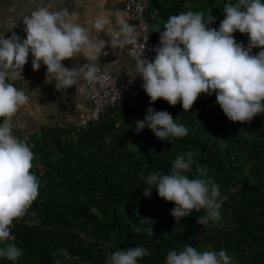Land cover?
<instances>
[{"label": "trees", "instance_id": "trees-1", "mask_svg": "<svg viewBox=\"0 0 264 264\" xmlns=\"http://www.w3.org/2000/svg\"><path fill=\"white\" fill-rule=\"evenodd\" d=\"M226 3L172 0L171 6L152 0L150 8L162 15L148 21L147 12L155 44L169 17L182 11L211 14L216 17L212 27L218 29ZM233 35L247 45V34ZM149 105L142 89L135 102L108 109L87 129H49L28 142L35 153L31 171L40 180L39 196L12 228L23 255L16 262L0 258V264H106L109 253L136 245L151 252L138 264H165L167 252L185 244L224 249L237 264H264V113L249 122H233L215 93L199 96L189 111L182 103L171 106L160 99L152 107L168 111L188 128L187 136L168 142L147 127L135 130ZM188 151L228 197L214 226L197 222L203 210L177 222L171 215L173 202L155 189L150 197L143 195L148 175L169 171ZM190 175H198L195 165ZM137 227L145 231L137 232Z\"/></svg>", "mask_w": 264, "mask_h": 264}, {"label": "clouds", "instance_id": "clouds-1", "mask_svg": "<svg viewBox=\"0 0 264 264\" xmlns=\"http://www.w3.org/2000/svg\"><path fill=\"white\" fill-rule=\"evenodd\" d=\"M116 16V41L121 46L139 43L143 49L135 60L133 78H142L150 105L145 118L136 120L138 133L147 127L158 139L168 142L188 135V128L177 123L171 113L152 107L160 99L171 106L182 103L184 111H189L199 96L215 93L223 113L233 122H249L264 113V0H228L218 29L212 27L216 17H205L203 11L187 10L170 16L163 30L158 31L160 43L154 59L143 55L144 44L136 27L123 14ZM110 22L109 16L101 15L93 27L104 30ZM23 24L26 38L15 32L8 38L0 34V258L13 262L23 255L12 236L14 222L26 215L40 189V180L31 171L35 153L26 140L14 134V117L30 100L29 93L17 87L15 81L24 80L22 73L30 54L33 70L46 66L57 89L79 88L82 77L90 83L103 81L97 60L102 45L109 43L93 41L89 28L75 22L67 8L37 7L24 17ZM236 32L248 35L246 46L243 41L237 42L233 35ZM256 48L260 50L254 54ZM81 53L89 57V63L65 66L64 61ZM195 156L192 151L183 153L169 171L148 175L143 195L150 197L155 189L159 197L173 202L171 215L177 222L203 210L197 222L214 226L221 219V208L228 197L209 176L207 167L197 164ZM194 165L198 175L191 176ZM136 231L145 229L137 227ZM147 232L153 234V228ZM150 255L148 248L136 245L109 253L106 264H138ZM165 264L237 261L224 249L200 250L185 244L180 250H169Z\"/></svg>", "mask_w": 264, "mask_h": 264}, {"label": "crops", "instance_id": "crops-1", "mask_svg": "<svg viewBox=\"0 0 264 264\" xmlns=\"http://www.w3.org/2000/svg\"><path fill=\"white\" fill-rule=\"evenodd\" d=\"M159 1L169 2L173 6L172 0ZM126 2L127 0H0V34L8 38L13 33L4 32L7 22L13 19L6 12L7 5L10 10H14V32L23 38H26L23 19L34 9L40 6H50L52 10L67 8L72 12L75 22L89 28L90 38L93 41L109 42L102 45L97 63L102 70L114 75L121 84L134 67V61L127 54L126 48L114 37V32L119 28L116 13L123 14L124 19L129 22L124 10ZM148 11V21L162 16L160 10L149 8ZM101 15L109 16L111 22L104 30L98 31L93 27V23ZM31 59L30 54L22 73L24 80L15 81L17 87H23L30 95L29 103L24 105L14 117V134L27 142L40 137L41 133L49 129L77 127L82 113L91 108L85 78H81L79 88L73 86L69 89H57L54 77L47 74L46 66L42 64L39 70H33ZM87 63L89 57L84 53L64 61L65 66L68 67L77 64L83 66Z\"/></svg>", "mask_w": 264, "mask_h": 264}, {"label": "built area", "instance_id": "built-area-1", "mask_svg": "<svg viewBox=\"0 0 264 264\" xmlns=\"http://www.w3.org/2000/svg\"><path fill=\"white\" fill-rule=\"evenodd\" d=\"M152 4L151 0H127L124 10L130 24L134 25L141 33L140 42L144 44L143 55L154 59L157 45L154 41L152 29L147 21V12ZM116 40V39H115ZM127 54L134 61L142 53L143 49L138 44L124 45ZM104 76L103 81L90 83L85 79L89 93L90 110L82 113L78 126L84 129L89 128L93 123L98 122L102 115L110 108H116L122 102L133 103L138 97L142 88V78L135 75L134 71L128 73L125 81L118 83L116 77L101 69Z\"/></svg>", "mask_w": 264, "mask_h": 264}, {"label": "rangeland", "instance_id": "rangeland-1", "mask_svg": "<svg viewBox=\"0 0 264 264\" xmlns=\"http://www.w3.org/2000/svg\"><path fill=\"white\" fill-rule=\"evenodd\" d=\"M10 1H14V0H10ZM4 6H5V5H4ZM0 7H1V6H0ZM5 8L7 9L6 12L9 13V17L12 16L13 19H11V20H9V21L7 22V24L5 25V26H6V29L4 30V32H5V33H8V32H10V31L14 32V14H13L14 10H13V11L10 10V9H9V5H7V7L5 6ZM127 140H128V139H127Z\"/></svg>", "mask_w": 264, "mask_h": 264}]
</instances>
